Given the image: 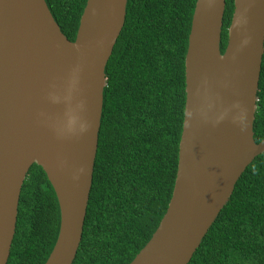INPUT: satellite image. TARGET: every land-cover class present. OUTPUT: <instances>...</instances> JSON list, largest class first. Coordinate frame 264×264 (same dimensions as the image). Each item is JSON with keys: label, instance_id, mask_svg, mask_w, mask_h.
Listing matches in <instances>:
<instances>
[{"label": "water", "instance_id": "water-1", "mask_svg": "<svg viewBox=\"0 0 264 264\" xmlns=\"http://www.w3.org/2000/svg\"><path fill=\"white\" fill-rule=\"evenodd\" d=\"M126 4L87 0L69 41L45 0H0V264L8 262L33 165L45 173L60 210L45 264H73L92 185L105 67ZM224 11L225 0H196L174 187L165 215L130 264H188L245 169L264 153V138L253 139L264 0H233L221 53Z\"/></svg>", "mask_w": 264, "mask_h": 264}, {"label": "trees", "instance_id": "trees-1", "mask_svg": "<svg viewBox=\"0 0 264 264\" xmlns=\"http://www.w3.org/2000/svg\"><path fill=\"white\" fill-rule=\"evenodd\" d=\"M74 41L87 0H45ZM196 0H127L105 67L107 85L83 233L73 264H130L166 213L176 178L185 106L184 61ZM233 0H225L220 51ZM253 139L264 138V54ZM60 210L43 170L23 183L7 264H45ZM188 264H264V153L232 195Z\"/></svg>", "mask_w": 264, "mask_h": 264}, {"label": "bare ground", "instance_id": "bare-ground-1", "mask_svg": "<svg viewBox=\"0 0 264 264\" xmlns=\"http://www.w3.org/2000/svg\"><path fill=\"white\" fill-rule=\"evenodd\" d=\"M80 174V173H79ZM77 182H78V180H76V182H75V191L77 192V187H78V185H77ZM73 203H74V199H73Z\"/></svg>", "mask_w": 264, "mask_h": 264}]
</instances>
